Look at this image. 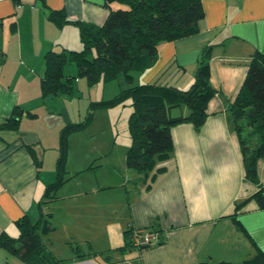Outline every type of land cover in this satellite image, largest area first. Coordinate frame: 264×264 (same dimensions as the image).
<instances>
[{
  "label": "crops",
  "instance_id": "crops-1",
  "mask_svg": "<svg viewBox=\"0 0 264 264\" xmlns=\"http://www.w3.org/2000/svg\"><path fill=\"white\" fill-rule=\"evenodd\" d=\"M201 4L203 17L197 30L161 43L155 63L133 73L132 81L159 78L187 88L202 48L214 44L209 82L215 93L201 127L195 129L187 121L171 127V153L159 163L165 169L153 179L152 172L140 174L129 168L125 153L124 166L114 165L102 183L88 180L83 189L67 190L78 173L98 171L101 165L95 164L99 157L88 152L81 167L67 168L71 138L78 130L72 131L66 141L65 181L48 200L46 188L57 173L60 130L80 118L74 90L70 96H42L44 53L81 47L78 26L57 25L49 11L62 10L69 20L100 25L109 9L103 0H0V234L16 239L18 221L27 217L35 222L40 202L48 200L41 210L49 214L51 229L42 239L56 258L64 260L61 264L240 262L257 250L264 253V208L251 199L235 216L240 227L231 217L235 203L259 189L264 195V157L257 162L259 183L249 181L230 110L252 54L264 53V0H201ZM73 64L65 65V75L76 74ZM117 80L118 92L128 87L123 76ZM14 109L19 112L17 124H1ZM187 111L183 106L171 113ZM129 181L134 185L129 187ZM118 185L125 188L126 206L111 222L103 200L110 202ZM51 204L53 209H48ZM97 219L100 223H95ZM150 227L160 229L162 244L133 245L128 253L122 249L126 229L147 232ZM72 244L87 255L74 256ZM0 264L25 263L0 244Z\"/></svg>",
  "mask_w": 264,
  "mask_h": 264
},
{
  "label": "trees",
  "instance_id": "trees-1",
  "mask_svg": "<svg viewBox=\"0 0 264 264\" xmlns=\"http://www.w3.org/2000/svg\"><path fill=\"white\" fill-rule=\"evenodd\" d=\"M109 11L100 25L88 24L65 18L62 10H50L49 17L57 25L64 22L78 26L81 47L79 49H49L44 53V71L40 80L41 94L48 95L72 93V79L86 77L90 84L103 82L123 76L128 87L120 90L111 99L90 102L89 115L85 119L63 126L60 130L55 180L47 186V199H52L65 181L64 157L67 135L85 127L91 118L92 110L107 107L125 98L130 99L132 111L128 116L130 143L126 151V164L140 174H150L153 179L165 166L173 143L170 129L173 125L187 121L199 129L203 124L208 101L215 93L209 82L210 57L214 44L202 48L192 82L187 88L174 83L159 81L132 83L133 73L144 72L157 59L161 43L190 35L197 30L203 17L201 0H103ZM72 62L76 67L74 76H67L64 67ZM187 108L186 114H172L174 108ZM234 131L239 138L240 152L245 169V177L258 184L257 162L264 157V53L255 51L247 65L243 82L230 107ZM19 112L14 109L9 118L1 124L15 126ZM251 199L264 208V195L259 189L253 195L234 204L231 217L237 227L236 214ZM47 200V201H48ZM39 205V218L32 222L23 217L17 223L19 234L16 239L0 234V244L11 253L19 255L25 264H61L64 260L56 258L47 248L42 234L51 229L47 217ZM155 233L153 244H162L165 239L160 229L150 227ZM132 230L124 231L125 243L122 249L133 247ZM74 256L80 253L79 245L72 244ZM199 264H264V253L257 250L253 256L240 262L201 261Z\"/></svg>",
  "mask_w": 264,
  "mask_h": 264
},
{
  "label": "rangeland",
  "instance_id": "rangeland-1",
  "mask_svg": "<svg viewBox=\"0 0 264 264\" xmlns=\"http://www.w3.org/2000/svg\"><path fill=\"white\" fill-rule=\"evenodd\" d=\"M73 66L75 65L73 64ZM65 71L67 70L65 69ZM117 79L118 77L114 79L116 81L111 80L106 82L100 80L93 84H90L84 76H77L72 79L73 100H75L74 102L77 105L80 120L85 119L89 115L90 102L105 101L118 93L116 86ZM131 111L130 99L127 98L107 107L92 110L88 124L78 130L74 137L71 138L72 142L70 143L68 152L67 168L81 167L80 165H83L81 164L83 163L81 162L83 161V155L92 152L99 157L95 160V164H101L98 166L100 169L95 172L78 173L70 181V185L65 186L67 190L69 188L72 190L83 189L86 187L88 180H91L93 183H102L107 179V175L113 172L114 165L118 167L124 166V155L130 143L128 116ZM100 173L104 175V178L101 177ZM67 175L71 174L68 172ZM130 185H134L132 181L128 182L129 187ZM112 190L114 193L111 196L114 200L110 197V202L105 203L103 200V204L108 209L109 220L114 222L116 214H120L126 206V192L123 185H118ZM51 207L53 209L54 205H49L48 209ZM95 223H100V219H97ZM144 233L141 232L140 235ZM147 233L149 232L147 231ZM136 234L137 231L132 232V239ZM150 234L155 233L150 232ZM132 250L133 248L131 247L126 250V253Z\"/></svg>",
  "mask_w": 264,
  "mask_h": 264
},
{
  "label": "built area",
  "instance_id": "built-area-1",
  "mask_svg": "<svg viewBox=\"0 0 264 264\" xmlns=\"http://www.w3.org/2000/svg\"><path fill=\"white\" fill-rule=\"evenodd\" d=\"M140 234H141V232L137 231V234L132 239L133 240V244L135 246L139 247L141 245L153 244L155 242V239H156L155 234H150V233H147V232H145L143 235H140Z\"/></svg>",
  "mask_w": 264,
  "mask_h": 264
}]
</instances>
